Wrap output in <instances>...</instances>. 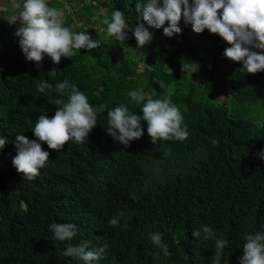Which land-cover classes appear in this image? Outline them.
Wrapping results in <instances>:
<instances>
[{
	"label": "trees",
	"instance_id": "trees-1",
	"mask_svg": "<svg viewBox=\"0 0 264 264\" xmlns=\"http://www.w3.org/2000/svg\"><path fill=\"white\" fill-rule=\"evenodd\" d=\"M72 1L82 2L88 16L94 9H105L109 18L114 10L122 11L133 28L139 20L135 3L147 2ZM17 2L23 0H8V17L18 11L13 7ZM64 2L47 3L58 9L63 26L86 31L101 46L74 49L59 64L46 55L39 65L26 60L14 35L18 23L0 20V136L7 141L0 150V264H84L63 252L85 242L91 249L107 245L93 264H186L192 256L188 249L194 247L213 261L216 241L204 238V226L216 239L228 241L221 262H233L245 234L264 231V160L258 156L264 149V71L247 73L241 63L224 57L229 45L218 35L207 29L196 34L183 20L181 33L171 38L163 35V27L145 23L153 39L138 56L131 31L123 43L109 37L102 16L97 18L103 32L78 29ZM185 62L195 64L194 69ZM65 79L87 96L97 111V125L84 143L70 140L60 151L37 141L49 160L28 180L12 164L16 137L36 139L32 130L38 116L51 118L59 107L55 99H67L54 90ZM42 80L53 90L39 92L36 85ZM216 88L224 93L222 101ZM137 89L145 94L140 104L128 95ZM149 95L170 98L181 110L189 133L184 141L153 145L143 121L142 137L128 147L107 135L108 111L125 104L142 115ZM119 212L125 215L110 226ZM51 223H73L77 235L59 241ZM193 231L200 236L193 237ZM154 232L162 234L170 255L152 244Z\"/></svg>",
	"mask_w": 264,
	"mask_h": 264
},
{
	"label": "clouds",
	"instance_id": "clouds-1",
	"mask_svg": "<svg viewBox=\"0 0 264 264\" xmlns=\"http://www.w3.org/2000/svg\"><path fill=\"white\" fill-rule=\"evenodd\" d=\"M48 1L50 0L17 2L13 7L18 11L7 20L10 25L19 24L14 35L18 37L26 60L39 65L46 55L54 64H59L61 57L69 58L74 55V49L93 50L101 46L100 41L93 40L86 31L74 32L63 26L60 12L55 7H49ZM135 11L139 14V20L144 23H139L138 20L134 28L126 23L124 12L119 10H114L109 18L106 10L100 9L97 17H103L102 23L107 25L108 36L121 43L128 39V32L131 31L137 42L136 49L133 50L138 56H144L140 49L153 39V34L145 28V23L156 29L163 27V35L171 38L174 34L181 33L179 23L183 20L184 24L191 25L196 34L207 29L210 34L218 35L229 45L224 50V57L241 63L247 73L264 71V0H192L191 3L189 0H147L146 3H135ZM166 22L167 27H164ZM193 65L195 64L185 62L188 69ZM36 87L41 93L53 90V85L46 80L40 81ZM54 90L61 97L66 95L67 99H55L54 103L59 107L51 118L47 115L38 116L32 130L36 139L30 141L22 134L16 137L17 152L12 164L28 180L37 177L39 170L49 160V152L42 150L39 142L46 143L50 150L60 151L70 140L78 144L84 143L90 131L97 125L96 109L75 84L65 79L57 83ZM128 95L136 104L145 100V94L140 89L130 91ZM141 112L142 115L133 114L125 104L108 111L107 135L128 147L130 141L142 137L143 121L147 125V134L153 145L158 140L184 141L188 137L186 126H182L181 110L170 98L153 99L149 95ZM6 143V139L0 136V150ZM258 156L264 160V149ZM124 215V212H119L108 221L109 225L117 226ZM49 228L59 241L71 240L78 231L73 223H51ZM202 231L206 234L205 239H215V257L212 261L201 249L194 247L188 249L192 255L189 258L190 264H205L204 255L209 261L208 264H264V231L245 234V243L239 248L233 262H221L228 241L223 238L216 239L215 233L207 226ZM192 236L199 237L200 231H193ZM150 240L153 245L163 248L164 255H170L167 246L162 244L161 233H151ZM106 247L104 245L91 249L85 242L77 246L69 245L63 255L77 258L84 264H93L101 259ZM187 260L188 258L186 264Z\"/></svg>",
	"mask_w": 264,
	"mask_h": 264
},
{
	"label": "rangeland",
	"instance_id": "rangeland-1",
	"mask_svg": "<svg viewBox=\"0 0 264 264\" xmlns=\"http://www.w3.org/2000/svg\"><path fill=\"white\" fill-rule=\"evenodd\" d=\"M60 1V0H59ZM7 2L8 0H0V20H4V21H7V19L9 18L8 17V13L10 10H8L5 14V9L7 7ZM82 2H79V3H74L72 0H65L64 2V7L67 11H70L73 13L72 15V19H74L75 23H76V26L78 25L79 27L81 26H89L90 28L92 29H96L98 30V32H103L101 31L103 29L101 23H100V20L97 18V11L94 9V14L91 15V16H88L87 15V10H82ZM77 11V12H76ZM83 12L84 14H86V16H84L83 14V17L81 18H77L76 15L78 12ZM12 14H13V11H12ZM77 26V28H78ZM18 27H19V24H18ZM79 29V28H78ZM144 48V47H143ZM142 48V49H143ZM194 69V67H192L191 69H189L190 71H192ZM216 92H217V96H218V99L219 100H223V97H224V93L222 90L216 88L215 89ZM261 104V103H260ZM259 104V105H260ZM187 263H190V259L188 258L187 260Z\"/></svg>",
	"mask_w": 264,
	"mask_h": 264
}]
</instances>
